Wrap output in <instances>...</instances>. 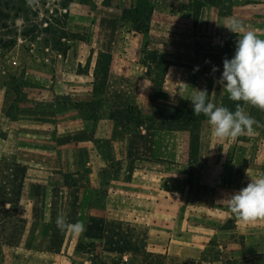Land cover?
Returning <instances> with one entry per match:
<instances>
[{"label": "crops", "instance_id": "0c3cea01", "mask_svg": "<svg viewBox=\"0 0 264 264\" xmlns=\"http://www.w3.org/2000/svg\"><path fill=\"white\" fill-rule=\"evenodd\" d=\"M68 1L74 41L27 62L26 99L13 117L0 90V210L14 218L0 264H87L78 244L168 264H264V218L244 222L227 200L264 177V127L221 140L207 117L195 138L126 131L112 118L129 106L155 114L156 56L199 64L184 54L223 50L236 37L224 26L232 18L264 39V0ZM99 53L110 55L105 73ZM174 62L164 83L197 89L195 72ZM225 92L215 84L210 101L220 106ZM58 216L69 229L57 228ZM78 222L82 233L70 230Z\"/></svg>", "mask_w": 264, "mask_h": 264}, {"label": "rangeland", "instance_id": "374dc122", "mask_svg": "<svg viewBox=\"0 0 264 264\" xmlns=\"http://www.w3.org/2000/svg\"><path fill=\"white\" fill-rule=\"evenodd\" d=\"M68 0H0V90L4 91V109L13 117L15 110L26 99L25 89L28 82L25 79L26 67L28 61H35L39 58L52 55L53 52L62 51L70 42L74 41V34H71V23L68 17V11L64 8L68 7ZM236 37L228 35L225 39L224 49L216 53H197L195 57H187L186 61H200L199 64L180 62L182 58L178 55L176 60L164 58L162 54L156 56L157 65L149 72L154 73L151 76L154 83L152 85L151 104L155 106V114L142 113L137 107L129 106L125 108H117L114 110L112 118L115 116L122 120V126L126 131H135L139 127L137 122H146L152 117L165 116L170 122L171 118L176 117L177 107L185 105L191 108L190 101L178 103L172 98V95L185 97L195 94V85L190 90L185 88V84L176 82L164 83L165 63L175 61V64L184 66L186 69L193 70L198 81L197 90H207L209 93L216 83V79L220 77L223 71L222 61L225 58L230 59L235 50ZM48 48V50L46 49ZM54 58H52L53 61ZM168 59V60H167ZM51 60V59H50ZM103 58L102 61H105ZM213 66L219 70L212 72ZM186 71V70H182ZM208 71L209 76L205 77L203 72ZM184 77L185 75L182 74ZM154 77V78H153ZM200 81L201 84H200ZM185 88V89H184ZM220 96V94H218ZM220 106L229 108L230 111H236L239 104L240 110L256 121L253 127H264V110L252 107L242 101L229 102V96L225 94L220 99ZM148 103V104H147ZM149 107V102H146ZM150 109V108H149ZM137 114L142 115V119L137 118ZM200 120V116H198ZM163 119V118H162ZM201 121V120H200ZM199 122V121H198ZM198 124V123H197ZM147 130H149L145 125ZM148 126H151L149 123ZM0 215V219H2ZM5 221V220H4ZM10 223V222H9ZM1 221L0 240L2 244L5 238L11 233V224ZM2 244H0V253H2ZM82 254L89 253L86 247L79 251ZM100 251H92L89 254L87 264H168L171 260L166 256L153 257L149 253L141 259L136 257H108L101 255ZM215 260V258H214Z\"/></svg>", "mask_w": 264, "mask_h": 264}, {"label": "clouds", "instance_id": "9594fccd", "mask_svg": "<svg viewBox=\"0 0 264 264\" xmlns=\"http://www.w3.org/2000/svg\"><path fill=\"white\" fill-rule=\"evenodd\" d=\"M224 26L237 39L232 57L222 61L223 71L217 83L226 91L230 100L242 101L264 110V39L259 38L252 30L246 31L237 18L230 19ZM218 70L213 66V73ZM195 90V94L187 98L191 103L192 114H203L207 117L217 138L235 140L245 132H253L256 121L240 110L239 104L233 112L225 106H217L211 102L206 89ZM227 200L232 212L244 222L250 223L264 218V177L252 180L246 187L231 194ZM56 226L61 231L69 229L64 216H58ZM70 230L82 233L85 225L78 222L72 224Z\"/></svg>", "mask_w": 264, "mask_h": 264}, {"label": "trees", "instance_id": "16d2710c", "mask_svg": "<svg viewBox=\"0 0 264 264\" xmlns=\"http://www.w3.org/2000/svg\"><path fill=\"white\" fill-rule=\"evenodd\" d=\"M67 48H68V45L65 47V49L62 52L64 53L67 50ZM103 58H106V60L102 61ZM98 63H100V69H101L100 71L105 73L106 70L108 69V65L110 63V55L107 53H99ZM229 102H234V101L229 99ZM175 113H176V117L171 118L170 122L167 121L168 119L164 118L165 116H161V117L156 116V117L150 118V120H148V123L142 121V122H137L136 125L138 127L145 125L148 129L187 130L195 138L197 136L200 120H202L205 116L203 114H201L200 115L201 118L199 120L198 116L192 114V108H188L185 105H179L177 107L176 112H173V114H175ZM137 118L142 119V115L137 114ZM114 120L117 121L119 119L117 116H115ZM117 123L121 124L122 120H119V122H117ZM149 123L151 124V126H148ZM12 211L13 210H9V211L0 210V215L2 217H4V218L0 219V224H1L2 220H5L4 222H8V223L10 222L9 224L14 222ZM0 226L2 227V225H0ZM1 243H2V240H0V244ZM84 247H86L90 250V252L89 253L87 252V254L91 255L92 251H93L92 245L78 244L76 249H77V251H80L81 248H84ZM227 264H233V263L228 262Z\"/></svg>", "mask_w": 264, "mask_h": 264}]
</instances>
